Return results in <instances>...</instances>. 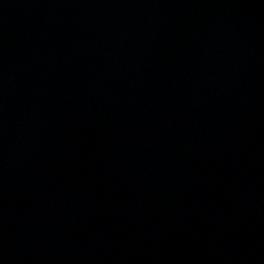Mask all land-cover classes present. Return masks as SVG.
I'll return each mask as SVG.
<instances>
[{"label":"water","instance_id":"95a60500","mask_svg":"<svg viewBox=\"0 0 264 264\" xmlns=\"http://www.w3.org/2000/svg\"><path fill=\"white\" fill-rule=\"evenodd\" d=\"M0 264H264V0H0Z\"/></svg>","mask_w":264,"mask_h":264}]
</instances>
